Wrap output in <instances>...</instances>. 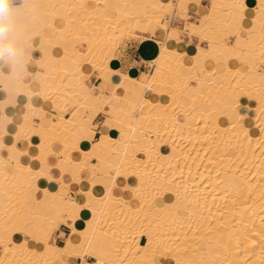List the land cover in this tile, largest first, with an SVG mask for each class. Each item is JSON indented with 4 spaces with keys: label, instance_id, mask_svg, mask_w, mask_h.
Listing matches in <instances>:
<instances>
[{
    "label": "bare ground",
    "instance_id": "6f19581e",
    "mask_svg": "<svg viewBox=\"0 0 264 264\" xmlns=\"http://www.w3.org/2000/svg\"><path fill=\"white\" fill-rule=\"evenodd\" d=\"M200 1L39 0L41 19L33 32L38 55L31 53L28 65H37L41 78L23 81L17 94L25 97L26 111L18 121L7 117L9 93L0 87V264H63L66 255L90 256L91 264H264V0L253 7L245 0H210L203 21L188 13V7L197 12ZM179 11L186 13L182 27L161 25L166 12ZM147 24L165 33L157 40L153 71L139 78L122 74L106 96L92 93L82 62L108 81L117 39L148 38ZM231 27L236 40L228 39ZM79 36L83 51L75 44ZM190 38L206 41L209 49L186 55L182 47ZM118 88L128 94L117 98L121 116L112 101ZM241 99L247 100L243 110ZM92 109L112 117L93 144ZM35 116L37 125L30 123ZM32 135L38 144L29 142ZM54 143L62 148L55 151ZM3 147L9 155L1 154ZM47 155L57 157L56 192L35 182L54 179L48 161L37 160ZM69 172L79 186L72 194L63 181ZM120 174L136 179L132 191H124ZM165 193L167 200L155 201ZM39 205L43 213L35 212ZM26 211L31 216L23 217ZM64 216L73 223L59 246L52 235Z\"/></svg>",
    "mask_w": 264,
    "mask_h": 264
},
{
    "label": "crops",
    "instance_id": "0c3cea01",
    "mask_svg": "<svg viewBox=\"0 0 264 264\" xmlns=\"http://www.w3.org/2000/svg\"><path fill=\"white\" fill-rule=\"evenodd\" d=\"M176 1L177 0H172V2H176ZM209 3H210V0H201L199 3L200 5H198L197 12L193 11V7H188L189 15H191L192 17H196L200 21H203L204 20V13L207 12ZM245 5L247 7L248 6L253 7L256 5V0H245ZM203 10H204V12H203ZM76 14H78V13H76ZM185 17H186V13H184L183 11L176 12V14L173 15V17H172L173 19L171 18L169 24L182 27ZM38 24H39V22L37 23V25ZM223 27L224 26H221L220 29L224 30ZM232 31L236 33L237 29H235V27L234 28L231 27L229 29V37H233V39L236 40V38H237L236 34L233 33ZM143 34L146 36H149V37L142 39V40L141 39L126 40L123 42L122 45H120L116 49V56L111 58L109 60V64H108L112 73H110L108 75L106 74L104 76L108 80L106 82H102V79L98 76L99 73L95 70L93 71L91 66L87 62H82L83 71L85 73L89 74L88 78L85 80V83H86V85L88 84L87 86L92 89V93L97 94V93L101 92V93H103V96H106V93L110 92L113 89L114 85H116L122 81V74L128 75L129 78H139L140 76L147 75V74L151 73L152 61L156 58V56L158 55V51H159V45H158L157 40L158 39L162 40L164 38L165 33L161 29L157 30L152 24H147L143 29ZM46 35L50 37L51 33H47ZM240 36H241L240 39L244 38L243 35H240ZM81 38H83V37H81ZM84 38H86V37H84ZM190 39H191V41H190ZM190 39L185 40L186 43L182 47V50L185 52L186 55L191 56V55H194L198 51L202 52V51H206L209 49V45L206 41H198L197 38H190ZM56 40L60 43L63 42V39H61L60 37H57ZM53 53L56 56H60L62 54V51L58 47H55L53 49ZM32 54L38 55L36 51H33V49H32ZM66 67H67V69L71 70V69H73V64L68 62ZM27 68H28L27 69L28 71H26V75H25L23 81L29 83L32 80L41 78L38 73L37 74L35 73L37 70H39L37 65H32V66L28 65ZM40 74H42V73H40ZM248 77L253 79L254 73L250 72L248 74ZM72 80L74 81L73 78H72ZM39 84H40L42 89H46L47 86L49 85L48 82H45V81H42ZM149 94L150 93L146 92L144 94V96L148 97ZM127 95L128 94L124 89H121V88H118V90L116 89L115 94L112 97V101L115 103V106L117 107L116 116H121L124 112V108H122L120 103H117V98L122 97V96L127 97ZM25 101H26V99L24 96H21L18 94L9 95V98L7 100V104L5 107L7 117L9 118V116H10V117L16 119V121H18L20 119L21 114L25 112V108H24ZM32 101L36 106L42 104V102L39 101L38 97H35V96L32 98ZM241 102H242V109L241 110H243V106H246L247 100L241 99ZM48 113L53 114V112L51 110H49ZM89 115L91 116L92 113H89ZM16 116H17V118H16ZM92 116H93L92 122L97 124V128L94 131V135H93V139H92V144H93L94 141L100 137L101 129L106 130V129H109L111 127L110 119H112V117H111V115H105V114L100 113V112H98L96 115L93 114ZM65 117H69V112L65 114ZM32 122H33L32 123L33 125H37L39 122V118L35 116L33 118ZM9 129H10V127H9ZM99 129H100V131H99ZM112 135L114 137H118L119 133L118 132H116V133L112 132ZM32 136L29 137V142L32 144H38L40 141V138L38 136H35V135H32ZM24 141H25V139L19 140L17 143L21 144V143H24ZM90 142H91V140H90ZM52 147L55 151H58L62 148V145L59 143H54L52 145ZM159 149L162 152H165V149L167 151L168 144H166V143L161 144ZM1 154L3 156H7L10 154V151L3 147L1 149ZM106 157H108V155L106 153H102L101 158H106ZM92 159H95V161H93ZM92 159H90V160L93 163L97 162V158H92ZM37 160H38V162L48 161V163L50 164L49 172L52 174L54 179L41 180V182H40V179L37 178L35 181L36 184L40 183L39 185H42L44 183V187L48 192L58 191L59 183L55 180L56 178H58L60 176L59 169L56 167L57 157L47 155L46 157H43V158L40 157V159H37ZM23 161L26 162L27 159L24 158ZM29 164L34 169L39 168L38 163L29 162ZM42 168L45 169L44 166H42ZM99 169L103 172H106V173L109 171V169H106V167L104 165H100ZM7 170L12 171V168L10 165L7 167ZM120 176H121V179H122V177H126L123 174H120ZM109 179H111L110 175L106 178V180H109ZM121 179L118 180V183H120V184L123 182V180H121ZM63 181L67 184V190L71 194L78 191L79 186L77 183L73 182L71 172L66 173L63 176ZM136 184H137L136 179H133L130 176H127L125 184H124V191L125 190H126V192L132 191ZM103 186L104 185L99 184L98 187L96 188L97 192L100 193V196L103 195V191H102ZM126 192L123 193L119 189H115L114 194L121 195V196L123 195L124 197H128L129 195ZM68 195L70 196L69 193H68ZM168 197H169L168 194H163V195L157 197L155 199V201L161 202L164 199L167 200ZM3 198L4 197H2V199ZM34 198L36 200H38L37 198H39V195H35ZM86 198H87V200L90 201V203L96 202V199L93 197L92 194L89 195V193H88ZM28 206L32 207V204L28 202ZM36 209H37L38 213L44 212V208L41 205L37 206ZM29 216H31L30 212H25L23 217L27 218ZM87 216H88V214L86 211L83 214V217H87ZM72 223H73V219L71 216H64L63 217V223L60 224L54 230L53 235H52V238H53V241L55 242V244H57L59 246L63 245L64 238L69 233V226L72 225ZM103 256L105 257L106 254H103ZM84 257H85L84 258L85 262L83 261L82 258H79L78 256H71V255L67 256L66 255L64 257L62 263L63 264H78V263L79 264H81V263L82 264H91V263H93L94 259L92 257H89V256H84Z\"/></svg>",
    "mask_w": 264,
    "mask_h": 264
},
{
    "label": "clouds",
    "instance_id": "9594fccd",
    "mask_svg": "<svg viewBox=\"0 0 264 264\" xmlns=\"http://www.w3.org/2000/svg\"><path fill=\"white\" fill-rule=\"evenodd\" d=\"M41 10L39 0H0V87L9 95L23 90Z\"/></svg>",
    "mask_w": 264,
    "mask_h": 264
},
{
    "label": "rangeland",
    "instance_id": "374dc122",
    "mask_svg": "<svg viewBox=\"0 0 264 264\" xmlns=\"http://www.w3.org/2000/svg\"><path fill=\"white\" fill-rule=\"evenodd\" d=\"M74 1H76V0H74ZM170 13V14H169ZM176 14V12H174V13H171V12H166L161 18H160V23H161V25H164V23H168L169 21H168V19H167V17H169L170 19L173 17V15H175ZM171 16V17H170ZM144 17V16H143ZM142 17V18H143ZM139 19V21H141L142 22V20L143 19ZM144 19H146L145 17H144ZM138 21V22H139ZM164 21V22H163ZM140 25V27L139 28H141L142 26V24L140 23L139 24ZM138 25V26H139ZM151 26V25H150ZM145 27V26H144ZM144 29V28H143ZM80 33H82V32H80ZM81 37H82V35H81ZM140 36H137V37H131L130 35L128 36V35H123V36H120L118 39H117V42L115 43V45L112 47V54L114 55V57L116 56V49L120 46V45H122L123 44V42L124 41H126V40H129V39H134V40H138V39H141V37L139 38ZM225 41H227L226 40V38H223ZM229 40H232L233 39V37H229L228 38ZM81 40V38H80V36L78 37V39L76 38L75 39V44H78L79 45V47H80V49L83 51L84 50V48H85V45L83 44V43H81V42H78V41H80ZM78 42V43H77ZM72 44V43H71ZM70 44V45H71ZM69 45V44H68ZM67 49H69V46H67L66 47ZM72 49H73V47H72ZM114 52V53H113ZM172 55V57H175L176 55L175 54H171ZM176 58H178V57H176ZM92 68V70L94 71H97L96 69H93V67H91ZM152 71H153V66H152ZM151 71V72H152ZM98 72V71H97ZM56 74V73H55ZM52 74H50L49 76H51ZM52 76H54V74L52 75ZM146 92H148V93H150V91H145L144 92V94L146 93ZM145 97H147V96H145ZM69 105V104H68ZM74 107H73V105H71L69 108H68V110H70V109H73ZM67 110V111H68ZM25 111H26V109H25ZM47 111H49V110H47ZM52 112H53V114L57 117V112H55V111H53V110H51ZM66 112V111H65ZM89 112H91L92 114H97L98 112H95L93 109L92 110H89V111H87V113L89 114ZM66 113H68V112H66ZM66 113H64V116H65V114ZM54 116V118L53 119H56V117ZM34 117H32L31 118V122L30 123H33L32 121V119H33ZM231 153V152H230ZM94 158V157H93ZM93 161H95V159H92ZM112 172V171H111ZM166 194V193H165ZM157 197H159V195H156V198ZM35 212H37V209L35 208ZM26 212H29V211H26ZM38 213V212H37ZM31 214V213H30ZM54 232V231H53ZM53 239V238H52ZM90 257V256H89ZM156 258L158 259V260H160L162 263L164 262V263H167V258H164L163 256H159V255H157L156 256Z\"/></svg>",
    "mask_w": 264,
    "mask_h": 264
},
{
    "label": "built area",
    "instance_id": "2783aa9c",
    "mask_svg": "<svg viewBox=\"0 0 264 264\" xmlns=\"http://www.w3.org/2000/svg\"><path fill=\"white\" fill-rule=\"evenodd\" d=\"M167 19H168V21L170 22L171 19H170L169 17H167Z\"/></svg>",
    "mask_w": 264,
    "mask_h": 264
}]
</instances>
